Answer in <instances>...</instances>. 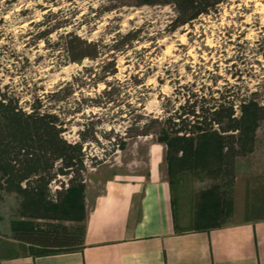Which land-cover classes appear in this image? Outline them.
I'll return each instance as SVG.
<instances>
[{
  "label": "rangeland",
  "instance_id": "obj_1",
  "mask_svg": "<svg viewBox=\"0 0 264 264\" xmlns=\"http://www.w3.org/2000/svg\"><path fill=\"white\" fill-rule=\"evenodd\" d=\"M113 4L120 6L106 11ZM172 16L170 5L136 6L131 0H0V92L24 110L37 98L43 108H59L68 116L64 136L70 142L79 140L84 123L88 133L96 129L97 137L83 146V185L68 190L69 176H58L46 200L19 189L0 169V256L36 253L13 238L15 231L81 234L85 214L107 179L146 175L157 164L172 182L176 229L205 223L199 218L205 192L219 202L228 188L215 134L170 140L176 146L168 147L158 141L161 124L153 121L179 111L191 92L206 99L235 98L242 128L234 168L238 164L241 173L264 175V121L254 118L249 103L238 106V98L258 99L253 92L264 90V0H228L216 12L168 33L164 28ZM58 23L66 25L58 28ZM117 27L122 33L138 28L140 41L115 54L117 72L107 76L114 103L94 106L107 98L100 94L104 83L93 78L102 73L99 63L111 59L105 44ZM66 32L87 41L101 39L105 54L70 61L57 46ZM66 82L73 84L72 94ZM58 86L62 91L50 94ZM144 123L151 133L137 135ZM211 209L210 221H222L219 206Z\"/></svg>",
  "mask_w": 264,
  "mask_h": 264
},
{
  "label": "trees",
  "instance_id": "obj_2",
  "mask_svg": "<svg viewBox=\"0 0 264 264\" xmlns=\"http://www.w3.org/2000/svg\"><path fill=\"white\" fill-rule=\"evenodd\" d=\"M134 5H170L173 16L167 22L164 30L173 33L178 28L191 25L200 16L216 12L219 5L228 0H131ZM127 4V3H126ZM125 5V3L120 4ZM120 5L113 4L106 11L117 9ZM128 5V4H127ZM49 7H46L48 9ZM49 11V10H48ZM66 24L58 23L57 27ZM106 43L111 52H105L111 59L105 64L99 63L101 75L94 77L96 82H103L105 87L101 95H107L106 100L96 101L93 105L105 107L107 103H114L111 98L113 86L107 76L117 72L115 54L123 53L134 47L133 43L140 41L138 28H132L122 33L117 27ZM48 31L40 37H45ZM99 40L87 41L73 32L60 34L58 49L62 50L70 61L79 62L88 57L95 60L105 53L100 50ZM234 78L235 75H232ZM67 94H72L73 84L67 83ZM64 86H58L50 94L62 91ZM256 97L239 99V105L249 103L253 108L254 118L264 121V90L261 88L253 92ZM61 99V98H60ZM237 99V98H236ZM42 101L37 98L32 102L30 110L18 106L15 98L8 97L0 92V169L23 191L35 192L45 200L50 193V183L58 176H69L66 189H74L83 185L82 172L86 170L83 150L84 143L96 142V129L88 133L89 127L83 124L78 130L79 140L68 141L64 136L69 120L65 114H60L59 108H43ZM236 100L229 94L218 98L206 99L197 97L191 92L184 98L183 104L170 113L163 121L154 118L153 121L161 124L158 141L168 146H176L172 141L184 140L189 137L206 135L213 132L217 139L218 155L221 161V173L228 178L226 181L227 195L221 199L223 213L232 212V197L230 193L234 178V160L238 154L236 148L237 136L242 128V116L236 115ZM137 132V135L146 136L151 132L146 123ZM147 175V174H146ZM145 175V176H146ZM170 183H172L170 181ZM63 182H61V185ZM63 187V186H61ZM64 190L57 192L58 200L64 199ZM13 238L33 246L36 254H44L61 250L79 249L83 244L82 235L71 233H51L43 231H15Z\"/></svg>",
  "mask_w": 264,
  "mask_h": 264
},
{
  "label": "crops",
  "instance_id": "obj_3",
  "mask_svg": "<svg viewBox=\"0 0 264 264\" xmlns=\"http://www.w3.org/2000/svg\"><path fill=\"white\" fill-rule=\"evenodd\" d=\"M238 166L232 212L225 215L206 191L200 227L176 229L172 183L157 164L146 176L104 182L85 214L79 249L0 256V264H264V175ZM215 204L222 221H210Z\"/></svg>",
  "mask_w": 264,
  "mask_h": 264
}]
</instances>
